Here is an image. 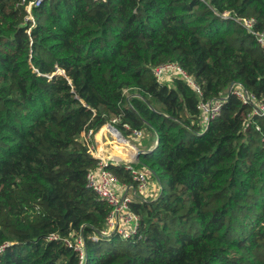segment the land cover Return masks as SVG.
Returning a JSON list of instances; mask_svg holds the SVG:
<instances>
[{"label":"trees","instance_id":"1","mask_svg":"<svg viewBox=\"0 0 264 264\" xmlns=\"http://www.w3.org/2000/svg\"><path fill=\"white\" fill-rule=\"evenodd\" d=\"M225 12L264 30V0H45L33 22L0 0V264H79L51 234L81 235L83 264H264V54ZM166 63L199 92L159 83ZM113 117L156 136L135 167L160 192L130 204L131 239L93 241L110 208L86 186L81 134ZM107 169L133 185L125 164Z\"/></svg>","mask_w":264,"mask_h":264},{"label":"built area","instance_id":"2","mask_svg":"<svg viewBox=\"0 0 264 264\" xmlns=\"http://www.w3.org/2000/svg\"><path fill=\"white\" fill-rule=\"evenodd\" d=\"M43 1L45 0H22V4L24 5L26 11V21L33 22L31 10L33 7L38 6ZM221 18L231 19L243 29H245L260 45L264 54V30H256V22L253 18L230 16L229 12L223 13ZM153 74L159 83L167 84L175 78H180L184 80L189 86L193 87L196 92H199V88L193 79L179 65L175 63H166L157 66L154 69ZM234 94L244 102L249 101V97L245 94H242L238 91H234ZM220 107L221 103L219 101L201 103L199 108L202 110L204 121L208 122L210 119H213L218 114ZM256 114L264 117V104H259L257 106ZM118 123L119 119L117 117H113L110 122H107L102 127H108L109 133L114 137L115 144L118 146L123 144L125 147H129L133 151V155L127 161L128 163L125 164L126 169L132 174L133 185L119 183L116 176L107 169L109 164H118L119 162H113V160H111L109 157L102 154L101 150H99L96 146L94 141L95 135L102 127H100L97 132L88 130L87 133L83 132L81 134V139H83L87 145L88 153L95 160H97L96 168L92 171H89L86 175V186L91 189L97 195V197L104 201L110 208L106 218L105 228L100 231L99 236H92L91 239L93 241H98L100 237L109 238L112 234H115L124 240L131 239L137 233L139 216L131 210L130 204L137 200L146 201L153 199L150 197L152 192L150 194L149 190V180L151 177L150 171L142 167H135V165L138 163L135 160V156L138 150H140L135 142L142 140L144 132L135 129L131 130L129 126L125 124L122 127L124 130H120L116 126ZM129 138H131L133 146L127 142V139ZM125 141L127 145L122 143ZM157 146V144L153 146L151 151L155 150ZM131 189L134 192L133 198L123 194L124 190ZM48 239L54 241L62 240L66 246L72 248L73 251L78 254L79 264H83L86 257V251L85 241L81 235H77L73 241H70L69 238H61L56 234H51ZM7 245H0V252H2L5 247H7Z\"/></svg>","mask_w":264,"mask_h":264},{"label":"crops","instance_id":"3","mask_svg":"<svg viewBox=\"0 0 264 264\" xmlns=\"http://www.w3.org/2000/svg\"><path fill=\"white\" fill-rule=\"evenodd\" d=\"M148 137L145 140L141 141L142 149L143 151H151L153 146L157 144V142L150 143L148 140ZM95 143L99 150H101L102 154L109 157L113 162H119V163H128L127 161L131 158L133 155V151L129 147H125L123 145L122 147L115 144L114 137L109 133V129L107 126L102 127L97 134L95 135ZM149 145H148V143ZM127 145V143H125ZM139 148V147H138ZM142 150L141 148H139ZM157 182H155L151 177L149 180V190L150 194L154 198L158 195L159 192H157ZM159 185V184H158ZM123 194H126L128 196L134 195L133 190H124ZM156 194V195H155Z\"/></svg>","mask_w":264,"mask_h":264},{"label":"rangeland","instance_id":"4","mask_svg":"<svg viewBox=\"0 0 264 264\" xmlns=\"http://www.w3.org/2000/svg\"><path fill=\"white\" fill-rule=\"evenodd\" d=\"M171 81H172V80H171ZM171 81H170L169 83H171ZM125 93L128 94L129 91H125ZM147 136H149V137H148V140H149L150 143L157 142V138H156V136H155L154 134H152V133L144 134L142 140H145V139L147 138ZM142 140H141V141H142ZM141 141H138V142H135V143H136V145H137L139 148L142 149ZM127 142H128L130 145L133 146L131 138L127 139ZM122 143H126V141H125V142H122ZM147 143H148V142H147ZM148 145H149V143H148ZM120 146L122 147L123 144H121ZM142 150H143V149H142ZM157 192H160V187H159L158 184H157ZM155 195H156V194H155ZM130 197H132V196H130ZM153 197H154V196H152L151 198H153ZM132 198H133V197H132Z\"/></svg>","mask_w":264,"mask_h":264},{"label":"water","instance_id":"5","mask_svg":"<svg viewBox=\"0 0 264 264\" xmlns=\"http://www.w3.org/2000/svg\"><path fill=\"white\" fill-rule=\"evenodd\" d=\"M57 72L59 73V74H63L64 73V71H60L59 69L57 70ZM53 75H55V74H53ZM52 75V76H53ZM114 130L116 131V129L114 128ZM157 145H158V142H157ZM150 151H143V150H138V152H137V154H136V156H135V160L138 162V159H139V157L142 155V154H145V153H149Z\"/></svg>","mask_w":264,"mask_h":264}]
</instances>
